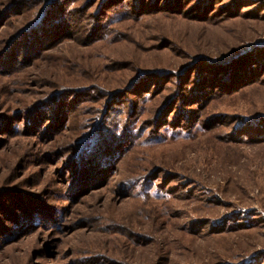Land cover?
Here are the masks:
<instances>
[{"label": "rangeland", "instance_id": "1", "mask_svg": "<svg viewBox=\"0 0 264 264\" xmlns=\"http://www.w3.org/2000/svg\"><path fill=\"white\" fill-rule=\"evenodd\" d=\"M137 2L0 0V264H264V0Z\"/></svg>", "mask_w": 264, "mask_h": 264}, {"label": "trees", "instance_id": "2", "mask_svg": "<svg viewBox=\"0 0 264 264\" xmlns=\"http://www.w3.org/2000/svg\"><path fill=\"white\" fill-rule=\"evenodd\" d=\"M148 1L146 2V0H138L134 10L136 12L137 11L144 12L145 10L148 11L149 9H155V11H169L172 12L173 14H178V15L183 14L193 18L206 19L210 14L213 13H218L221 11L220 14H222V10H224L226 6L227 8L229 6L227 5V2L229 0L227 1L226 0H148ZM46 13H47L46 17L48 18L47 19L48 21H50L51 18L54 19L58 17L57 16L58 11H56L55 6L52 8L50 7L49 11H47ZM59 13L62 14V12ZM39 20L40 18L38 19V21ZM34 24H38V23L32 22L26 27V29ZM14 51H16V49ZM14 54H16V52ZM253 54L254 51L240 56L236 55L230 58L229 60L209 63L207 64V66L204 65L203 63L199 64L200 66L201 65L204 66V69L206 71L204 73L205 75L203 74L204 76L199 77L198 76L199 74L198 75L195 74L197 79L196 80L194 79L192 81L193 83L190 82L189 84L194 86V91L197 93L191 94L190 97L186 96L185 100L189 101L191 98L192 99L195 98L196 101H199V98L208 95L212 91L221 90L228 92L229 90L236 89L241 84L255 82L256 81L255 66L256 63L261 61L263 54L260 56L259 60H258V56L255 58ZM209 66L213 67V70L210 71L209 69L211 68H209ZM195 69L196 66H194V70ZM212 72L214 74L210 75L209 73ZM218 77H222L219 80V83L222 81V84L214 83V79ZM223 80H225L224 83ZM146 81L147 79L145 80L144 84L148 85L149 82ZM262 123L264 124V121H262ZM262 131H263L262 127L259 128V132Z\"/></svg>", "mask_w": 264, "mask_h": 264}]
</instances>
